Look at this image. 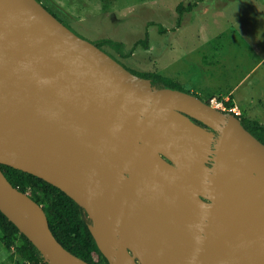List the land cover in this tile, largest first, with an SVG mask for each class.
Masks as SVG:
<instances>
[{"label": "water", "instance_id": "obj_1", "mask_svg": "<svg viewBox=\"0 0 264 264\" xmlns=\"http://www.w3.org/2000/svg\"><path fill=\"white\" fill-rule=\"evenodd\" d=\"M0 164L81 206L109 264H264V144L234 114L132 73L38 0H0ZM0 211L48 264H90L1 168Z\"/></svg>", "mask_w": 264, "mask_h": 264}, {"label": "rangeland", "instance_id": "obj_2", "mask_svg": "<svg viewBox=\"0 0 264 264\" xmlns=\"http://www.w3.org/2000/svg\"><path fill=\"white\" fill-rule=\"evenodd\" d=\"M40 2L88 41L121 42L120 53L102 48L129 71L172 78L184 91L206 102L222 99L237 106L238 115L264 124V0ZM190 4L192 11L179 15L178 7ZM146 31L148 48L134 46ZM2 236L0 264H23Z\"/></svg>", "mask_w": 264, "mask_h": 264}, {"label": "trees", "instance_id": "obj_3", "mask_svg": "<svg viewBox=\"0 0 264 264\" xmlns=\"http://www.w3.org/2000/svg\"><path fill=\"white\" fill-rule=\"evenodd\" d=\"M194 6L195 4H190L187 7L180 5L178 7L179 15H183L185 11H192ZM48 10L52 12L50 9ZM179 24L180 20L178 21ZM160 32H163V30L160 29ZM148 39L149 32L146 31L144 38L139 39L134 46L140 45L143 48H148ZM93 43L102 50H104L102 48L103 45H108L119 51V53L122 47L121 42L108 38H103ZM108 54L110 55V53ZM130 71L140 77L150 79L154 86H168L183 90L179 82L156 72L136 73L132 70ZM225 105L228 107L229 103L225 102ZM235 116L240 118L243 126L264 144V124L240 115ZM0 168L15 189L27 193L43 207L53 235L68 251L90 264H109L98 249L89 230L88 225L91 221L87 213L71 197L56 186L33 174L4 164H0ZM0 231L3 234L1 239L4 245L8 249L14 248L15 252L22 259L23 264H48L32 242L1 211Z\"/></svg>", "mask_w": 264, "mask_h": 264}, {"label": "built area", "instance_id": "obj_4", "mask_svg": "<svg viewBox=\"0 0 264 264\" xmlns=\"http://www.w3.org/2000/svg\"><path fill=\"white\" fill-rule=\"evenodd\" d=\"M211 102V103H210ZM209 103L211 104V106H213L214 108L220 109L224 112H229V113H233L235 115H238L240 112L237 111V106H226L225 105V101L224 100H218L216 99H211Z\"/></svg>", "mask_w": 264, "mask_h": 264}, {"label": "flooded vegetation", "instance_id": "obj_5", "mask_svg": "<svg viewBox=\"0 0 264 264\" xmlns=\"http://www.w3.org/2000/svg\"><path fill=\"white\" fill-rule=\"evenodd\" d=\"M195 122H197L199 125H202L199 121H195Z\"/></svg>", "mask_w": 264, "mask_h": 264}]
</instances>
